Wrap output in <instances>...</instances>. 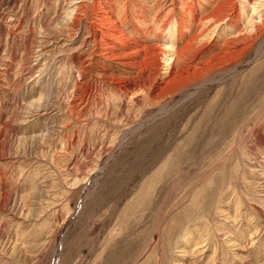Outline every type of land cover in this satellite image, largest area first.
I'll use <instances>...</instances> for the list:
<instances>
[{"label":"rangeland","instance_id":"374dc122","mask_svg":"<svg viewBox=\"0 0 264 264\" xmlns=\"http://www.w3.org/2000/svg\"><path fill=\"white\" fill-rule=\"evenodd\" d=\"M2 1L0 264H264V0H233V18L214 26L199 22L209 4L197 3L174 46L199 33L207 57L256 39L233 56L245 66L231 56L214 81L161 103L165 55L150 66L154 91L129 68L89 64L92 0L74 40L66 0ZM144 1L165 5L146 13L161 23L171 0ZM176 1L167 21L184 15ZM83 39L77 68L70 54Z\"/></svg>","mask_w":264,"mask_h":264},{"label":"bare ground","instance_id":"6f19581e","mask_svg":"<svg viewBox=\"0 0 264 264\" xmlns=\"http://www.w3.org/2000/svg\"><path fill=\"white\" fill-rule=\"evenodd\" d=\"M66 1L67 4H71V6H68L65 9V15L69 16V18H67L68 25L66 27H69L68 29H71V31L75 29L74 35H70V39L74 40L75 34L80 32L79 30L82 25V15L86 14L88 4L81 3L86 0ZM94 1L95 0H92L93 6L99 11L94 17L95 20H89V24L86 25V27L88 28V36H91V38H93V42H95L94 45L97 46L98 49L97 55L95 53V55L97 56L96 58L93 56H88L89 64L96 63L101 68H108L107 65L110 67L111 63L113 65L118 64L117 66L120 65L123 68H129L128 73H134L132 77V79L134 80V85L145 86L147 84H151L152 91H154L156 87L152 82H154L156 76H159L160 73L157 72L156 68L150 66L156 64L159 59L158 57L165 55V58H167L166 61L170 60L171 62L170 66L167 68L165 78L162 79L163 85L159 87L160 91L155 97V99L157 100L162 99L159 103L167 100L168 98H166V96L168 95L169 97H172L174 95H177V93L188 94L190 91L195 90L199 85L214 81V78H211L212 76L210 77L209 73L219 68H223L222 71L227 69L226 67H224V64L228 62V60H232L235 54L243 53L244 51L251 48L256 39L255 37H253L254 35L242 37L241 39H239V42H241L240 45H236V47L233 48L229 47L230 44L226 43V45H224L221 50L209 51L208 56L204 57V55H202V52L204 51L203 48H206L207 44H203L201 47L199 46V40L202 39V36L199 33H195L194 36H192V38L190 39L188 38V41H186L185 44L180 48L174 46L173 44V40H175V38L178 40L184 38L186 36L185 33H187L186 30H190L191 28V26L188 25V18H186V16L191 13L189 15L197 20L196 15L198 12H200V9L197 7V3L202 6L203 0H183V8H186V10L182 9L184 15L179 18H175L173 21L172 19H169L167 21L174 6H172V4L178 2L176 0H171L170 5L168 6L170 7L167 12L168 14L165 15V17L159 24H157L158 15L150 18L149 14L146 13L150 12L151 8H155L158 12L165 6L161 3H156L153 7H151V3V6L149 5L150 7H147L144 0V2L142 1V3H140V6H137L133 2L134 0H99L98 2ZM232 1L233 0H206L207 4L210 5L206 7V10L209 11L205 13L206 16L199 17V22H201L202 20L205 21V19H211L213 21V24L212 22L211 24L214 26L225 19L233 18L232 16L235 12L236 6L234 5V7L228 8V5L230 6ZM2 2L1 3L6 7L9 4V0H3ZM3 9L5 10V7ZM60 22L58 21V23H56L60 24ZM155 24L156 28H154ZM53 27L56 28V25ZM260 27V25H256V27H254L256 33L260 31ZM41 28H43V26ZM129 29H131L132 31L135 30L136 34H138L133 40L131 39V37L129 38V34L127 33V30ZM157 31H159L158 35H156ZM167 32H170V40L164 37ZM153 35L156 36V43L149 42V39L151 38L150 36ZM263 35L261 34V39H263ZM234 39H227V42H235L238 40ZM87 44L88 42L83 39L81 41V44L75 47V49H73L72 53L70 54V56H72L71 59L77 68H83V62L78 61L85 51V49L83 50V45ZM262 44L263 40L259 45L260 48L258 47V52L256 51L253 57L258 56ZM93 51L94 50H92L89 55L94 54ZM61 55L59 56V58L62 61ZM231 56L232 59L230 58ZM237 56L238 54L236 55V57ZM236 57H234L235 59H233V61H236H234L233 63V68H239L238 66H245V64H241L243 63V61L239 60ZM236 59L239 61H237ZM105 60H108L109 62L107 65ZM216 61L218 63H216ZM47 64L48 63H46L45 65ZM210 64L214 65L206 67ZM33 68H35V66ZM163 97H165V99H163ZM32 104L34 103H31L30 105ZM165 109L166 106H163L161 111L156 113L155 116L161 115L160 113L165 111ZM260 139L263 138L260 137ZM262 143L264 144V141ZM238 148L241 149V147L239 146ZM261 170H264V168ZM232 172L230 173L232 174ZM261 174L263 173H260V175ZM261 176L262 178H264V175ZM222 179L224 181V179L226 178L222 176Z\"/></svg>","mask_w":264,"mask_h":264}]
</instances>
